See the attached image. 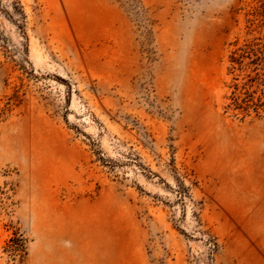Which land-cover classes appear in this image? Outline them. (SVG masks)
Returning a JSON list of instances; mask_svg holds the SVG:
<instances>
[{"label":"rangeland","instance_id":"1","mask_svg":"<svg viewBox=\"0 0 264 264\" xmlns=\"http://www.w3.org/2000/svg\"><path fill=\"white\" fill-rule=\"evenodd\" d=\"M0 264H264V0H0Z\"/></svg>","mask_w":264,"mask_h":264},{"label":"trees","instance_id":"2","mask_svg":"<svg viewBox=\"0 0 264 264\" xmlns=\"http://www.w3.org/2000/svg\"><path fill=\"white\" fill-rule=\"evenodd\" d=\"M234 62H238L239 60L238 59H235V60H233Z\"/></svg>","mask_w":264,"mask_h":264}]
</instances>
